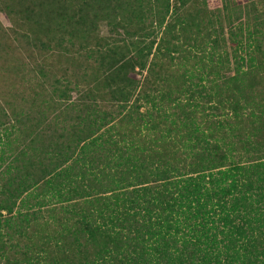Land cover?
Wrapping results in <instances>:
<instances>
[{"label":"trees","instance_id":"16d2710c","mask_svg":"<svg viewBox=\"0 0 264 264\" xmlns=\"http://www.w3.org/2000/svg\"><path fill=\"white\" fill-rule=\"evenodd\" d=\"M0 11V264H264V0Z\"/></svg>","mask_w":264,"mask_h":264},{"label":"rangeland","instance_id":"374dc122","mask_svg":"<svg viewBox=\"0 0 264 264\" xmlns=\"http://www.w3.org/2000/svg\"><path fill=\"white\" fill-rule=\"evenodd\" d=\"M239 1H242V2H247V0H239ZM215 2L211 1V5L210 7H213L215 8ZM222 5V3H220V6ZM12 24L10 22V19L8 18V16L1 12L0 11V34L3 36L4 35V32H5V29H7L8 27H10ZM100 30H101V34L103 35H106L108 33V27L106 25V23L102 22L100 24ZM22 56L24 58H26L28 61L31 60L30 57H28V53L23 50L22 51V54H17V58H18V61L22 60ZM4 59V60H2ZM5 61V63H8L9 65H13L14 63H19L17 60H16V57H10V54H5V53H1L0 52V65L3 64V62ZM36 61V60H35ZM55 61L60 64H64L65 63V58H57L55 59ZM13 67V66H11ZM13 74H10L7 78H5L4 80H7V81H10L12 80L13 78ZM10 79V80H9ZM3 79H1V75H0V86H2L4 84V80L2 81ZM10 92L9 91H5V96H7ZM2 102V101H1ZM9 112V109L8 107H4L3 108H0V121H2V125L0 126V174H3L5 173L6 169H7V165H8V157H9V142L7 140V137H6V128L10 126V123L11 122H8V117L6 116V113ZM9 123V124H7Z\"/></svg>","mask_w":264,"mask_h":264},{"label":"crops","instance_id":"0c3cea01","mask_svg":"<svg viewBox=\"0 0 264 264\" xmlns=\"http://www.w3.org/2000/svg\"><path fill=\"white\" fill-rule=\"evenodd\" d=\"M6 137H7V131H6ZM9 154H10V146H9ZM10 156V155H9Z\"/></svg>","mask_w":264,"mask_h":264}]
</instances>
